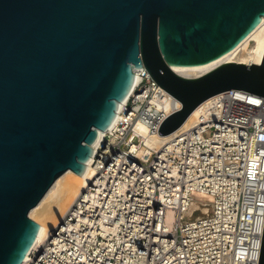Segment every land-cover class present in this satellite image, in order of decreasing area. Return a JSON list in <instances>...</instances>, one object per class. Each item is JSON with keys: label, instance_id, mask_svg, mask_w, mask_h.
<instances>
[{"label": "water", "instance_id": "95a60500", "mask_svg": "<svg viewBox=\"0 0 264 264\" xmlns=\"http://www.w3.org/2000/svg\"><path fill=\"white\" fill-rule=\"evenodd\" d=\"M264 0H0V264H23L44 221L54 225L145 67L182 109L183 125L230 89L264 96L261 64L227 61L197 77L263 20ZM259 264H264V232Z\"/></svg>", "mask_w": 264, "mask_h": 264}, {"label": "built area", "instance_id": "2783aa9c", "mask_svg": "<svg viewBox=\"0 0 264 264\" xmlns=\"http://www.w3.org/2000/svg\"><path fill=\"white\" fill-rule=\"evenodd\" d=\"M143 68L88 186L23 264H259L264 96L223 91L149 142L183 104Z\"/></svg>", "mask_w": 264, "mask_h": 264}, {"label": "bare ground", "instance_id": "6f19581e", "mask_svg": "<svg viewBox=\"0 0 264 264\" xmlns=\"http://www.w3.org/2000/svg\"><path fill=\"white\" fill-rule=\"evenodd\" d=\"M249 44L250 46H248ZM263 58H264V18L242 42H240L235 48H233L223 57L203 65L177 66L174 68V70L183 76L197 77L211 71L212 69L216 68L217 66L227 61L245 62L247 64H253V63L261 64ZM138 82H139V78L136 79V82L134 84L133 89L131 90V93L133 92ZM158 94L161 93L159 92ZM128 98L121 103L123 105L122 108L125 106V103L128 100ZM199 110L200 107H197L194 110V112L188 117V119L183 123V125L174 132L167 135L157 134L155 136L150 137L149 142H161L163 141V139H166L169 136L183 130L189 125L190 120L199 112ZM118 118H119V114L114 120L112 127L115 126V124L118 121ZM143 130L146 131V128L143 127ZM92 162H93V158H91L90 165L88 166L84 174H74L76 172L72 170H68L56 180V182L59 185H61L63 188L69 189L71 191L69 199L65 204V206L62 208V210L58 213V215L49 214V216L58 218V221L54 225L47 226V224L45 223L44 219L47 216L49 210L47 209L45 211L44 215L41 218V222L43 225L41 226V230L37 236L33 248L41 245L47 239V237L50 236L51 231L59 224L63 216H65V214L69 211L72 205L76 202V200L81 196L82 192L88 186L91 177L94 174V167L92 165Z\"/></svg>", "mask_w": 264, "mask_h": 264}, {"label": "rangeland", "instance_id": "374dc122", "mask_svg": "<svg viewBox=\"0 0 264 264\" xmlns=\"http://www.w3.org/2000/svg\"><path fill=\"white\" fill-rule=\"evenodd\" d=\"M253 42H254V41H253ZM248 46H250V44H249ZM200 196H202V195H200ZM205 197H206V196H205ZM208 198H209V197H206V199H208ZM206 214H207V213H206ZM195 215H200V216H201V215H203V214L199 212V213H196Z\"/></svg>", "mask_w": 264, "mask_h": 264}]
</instances>
